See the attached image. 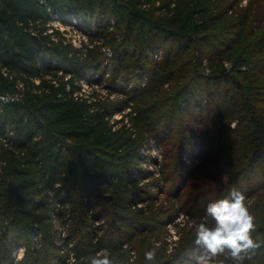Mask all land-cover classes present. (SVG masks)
<instances>
[{
    "label": "trees",
    "instance_id": "1",
    "mask_svg": "<svg viewBox=\"0 0 264 264\" xmlns=\"http://www.w3.org/2000/svg\"><path fill=\"white\" fill-rule=\"evenodd\" d=\"M241 1L0 0V264H69L71 253L79 260L103 248L137 264L130 244L165 224L163 211L138 207L150 187L140 185L141 163L153 161L166 183L180 185L227 154L231 190L243 192L248 173L252 193L264 192V0ZM55 20L77 21L86 40L75 46ZM204 64L211 74H201ZM94 76L120 103L94 89L80 95ZM230 118L235 128L220 123ZM225 137L233 143L220 148ZM155 148L165 149L161 163ZM215 175L206 188L225 192ZM190 198L192 218L206 214V197ZM247 204L262 247L246 264H264V194ZM194 242L156 264H184Z\"/></svg>",
    "mask_w": 264,
    "mask_h": 264
},
{
    "label": "rangeland",
    "instance_id": "2",
    "mask_svg": "<svg viewBox=\"0 0 264 264\" xmlns=\"http://www.w3.org/2000/svg\"><path fill=\"white\" fill-rule=\"evenodd\" d=\"M231 1V0H228ZM247 3V0H243L241 1V4L239 5V7H244ZM53 23V22H52ZM114 23V21H113ZM54 24L56 26H54L55 28H58L60 31L63 32V35L67 38L73 41V39L75 40V46H80L81 44V40L83 39V32L81 29H79L77 27V25L79 26L77 21H72L70 24V27L66 26L65 24H63L62 22L55 20ZM75 27V28H73ZM52 29H50L51 31ZM229 37L230 35H228L226 32H222L221 33V37L224 36ZM103 51H105V55L109 58L112 56V53L110 52L111 50L109 48H103ZM110 59V58H109ZM227 65V71L228 73H230V76L233 75L234 77H238V74L233 72V70L230 68L232 65L226 63ZM231 69V70H229ZM201 74H211V70L210 68H208V66L206 64H204V67H201ZM233 74H232V73ZM109 76H107L108 79ZM94 78V81L98 80V77L94 76L92 77V79ZM108 84V82H104L102 85L100 84V82H95L93 85L90 82H85L81 87H82V93L80 94L81 96L84 97H88L92 91V89L96 90L98 92V94L100 96L104 97H108L109 98V104L110 103H120V101L123 99L122 96L115 94V93H110V88L108 89L106 87V85ZM213 84V82H212ZM203 85V84H202ZM213 87V85L211 86ZM109 90V91H108ZM225 91V87L221 88V92L224 93ZM204 97V95H203ZM185 101V98L183 96V98L180 100ZM191 100L188 101L187 105L191 106ZM216 101V100H215ZM171 103H167V105L169 106ZM262 106L264 107V104H262ZM216 108L217 113L223 112V110H219L220 107L216 104H214V109ZM112 109V108H110ZM120 109V108H119ZM191 111V109H189ZM128 112V109L123 111H116L115 114L112 117V121H120L123 119V117H121L122 115L126 114ZM196 112H193V114H195ZM204 117V121L205 123H207L208 119H206V114L203 113L202 114ZM185 121H188L189 116L185 115ZM125 118V117H124ZM231 119V120H230ZM228 120H220V123H226L227 125H229L230 129L235 128L237 126V119L236 118H230ZM124 122L121 124V126H125L126 128L131 126V121L129 119H124ZM216 124V123H215ZM190 126L194 129V131H198L201 130L202 133L204 131V128H202L201 126H197L195 124H190ZM216 127V126H215ZM132 135H136L134 137H142V134H138V130L134 129L131 131ZM180 132V129H179ZM188 132L185 133V135H187ZM228 135V134H227ZM94 136H92L93 138ZM231 137V136H230ZM229 138V137H228ZM228 138L226 139L223 138L222 139V143H221V147L222 148L224 145L229 146L230 144L233 143L232 140H230V142H227ZM216 140V138H214V136L212 137V142ZM173 142H175L173 140ZM188 142V139H187ZM155 145V144H153ZM171 148V146H170ZM165 151V149H163ZM164 151L162 152L161 149H153L150 151V155L152 157H155L156 160L158 161V163H161L162 161H164ZM172 152L169 151L166 155H170L169 159L172 162H176V158L173 156V154H171ZM194 155V154H193ZM214 155L211 156V158ZM219 156L222 155H215L214 158L210 159V161H207L204 165H202V167L200 168V171L195 174V176L193 178H185L186 180L180 183H176V181L174 182H169L166 183L163 179H162V175H160V173L158 172V165H156L153 161H151V165L147 164V163H141L140 164V168L142 170V177H140L139 182L140 185H146L150 183V187H148L149 189L146 190V192L143 194V198L145 200H141V204H138V207L140 209L145 210V212H148L149 209L150 212H155L156 213H161L163 211V214H159L160 219L162 220L163 226L162 229L156 233H148V234H141V235H137L135 240L130 244L134 247L135 250V259L134 262L137 259V264H140L141 260L143 261L142 264H145V260H144V253L145 251L155 247L157 250V258L155 261V264L158 263L159 261H162L163 258L167 257L169 258H173L174 253L176 251V249H179L182 247V245H188L189 242L193 239H195V227L194 226H190V225H194V224H199L202 221H207V223L209 224V226L212 223V220L210 217H207L206 214H204L203 216H197V218H192L191 214L189 211L194 210V208L191 206L192 203H194L193 198H190V193L193 192L194 195L196 196H200V197H206V199L208 200L207 202H211V201H215L218 199H222L224 197H226L229 192L231 191V187L233 186V184H229V178H228V173H227V167L229 168V157L224 155L223 157L219 158ZM195 159V158H194ZM174 162V164H175ZM182 162H184L182 160ZM185 163V162H184ZM187 166H191L192 168H195L196 164L195 162H193V160H189L188 162L185 163ZM184 168V166H183ZM204 169V170H203ZM148 171H151V173H148ZM217 172V174H216ZM216 174V175H215ZM217 176L220 175V180L223 181L224 183H227L229 188L225 191V192H220V190L216 191H212L208 190V188H206L205 184L206 181L208 179L212 180V176ZM260 177V175H256V177ZM249 174L245 173L242 175V177L240 178V181L242 182L241 185H243V192L246 195V192L249 189V195L247 196V203H251L255 200H257L258 196L261 194H264V192L262 190L259 191H255L254 193H252L255 189L253 188V185L250 184V180H249ZM174 179V177H173ZM203 179H207V180H203ZM257 179V178H256ZM156 181L157 184L155 186H153V184H151L152 182ZM213 181V180H212ZM257 181L259 182L260 185H262L264 182H262L260 179ZM180 187L179 189V194H180V198L176 199V188ZM247 190H246V189ZM178 194V195H179ZM251 195V196H250ZM151 196L149 198H152V202L149 203L148 199L145 197ZM141 197V198H142ZM218 198V199H217ZM147 199V200H146ZM149 203V204H148ZM187 210V211H186ZM136 212V211H135ZM195 243V242H194ZM196 245V244H193ZM129 247V246H127ZM22 248L17 250V255L18 257H20L22 255ZM199 251V246H196V249L194 251L189 250L187 252V254L190 256L191 253L193 252H198ZM119 260H123V259H119ZM130 260V258L128 259ZM118 261V260H117ZM127 261V260H126ZM175 264H179V263H183L177 260H174Z\"/></svg>",
    "mask_w": 264,
    "mask_h": 264
},
{
    "label": "clouds",
    "instance_id": "3",
    "mask_svg": "<svg viewBox=\"0 0 264 264\" xmlns=\"http://www.w3.org/2000/svg\"><path fill=\"white\" fill-rule=\"evenodd\" d=\"M247 199L244 192L233 188L226 197L207 204L206 216L212 223L210 226L207 221L190 225L195 227V244L199 251L193 252L184 264H246L251 259L262 242L260 235L253 236L256 218ZM70 255L69 264H131L130 260L117 261L107 248L79 260L75 253ZM156 258L155 247L145 251V264H155Z\"/></svg>",
    "mask_w": 264,
    "mask_h": 264
},
{
    "label": "built area",
    "instance_id": "4",
    "mask_svg": "<svg viewBox=\"0 0 264 264\" xmlns=\"http://www.w3.org/2000/svg\"><path fill=\"white\" fill-rule=\"evenodd\" d=\"M52 25L53 26H56L55 24H54V22L52 23ZM66 26H68V27H70V24H68V25H66ZM73 28H75V27H73ZM83 37V39L81 40V41H83V40H86V36L85 35H83L82 36ZM72 43H74L75 44V40L73 39V41L72 40H70ZM81 45V44H80ZM79 47V46H78ZM86 82V81H85ZM80 84H82V86H83V84H84V81H81V83ZM81 90H82V87H81ZM1 99L2 100H4L5 99V96H1ZM21 249V248H20Z\"/></svg>",
    "mask_w": 264,
    "mask_h": 264
}]
</instances>
